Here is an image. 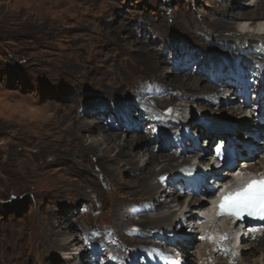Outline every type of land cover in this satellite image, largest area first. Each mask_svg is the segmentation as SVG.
<instances>
[{
  "label": "rangeland",
  "instance_id": "rangeland-1",
  "mask_svg": "<svg viewBox=\"0 0 264 264\" xmlns=\"http://www.w3.org/2000/svg\"><path fill=\"white\" fill-rule=\"evenodd\" d=\"M237 1L252 8L245 4L250 0ZM231 2L235 0H0V264L210 260L200 257L198 223L189 219L175 221L169 229L146 227L143 220L168 209L151 208L153 201L133 186V172L118 170L112 160L100 161L98 154H84L74 136L79 118L105 125L118 133L119 142L142 136L139 147L155 153L183 149L187 155L196 145L200 153L190 164L196 166L205 153L208 162L195 171L183 169V176L174 180L166 172L164 186L171 197L178 195L172 208L191 201L187 210L195 211L196 200L207 198L206 187L216 188L212 171L227 170L218 169L212 157L222 140L214 130L235 132L253 149L254 133L264 131L262 43L241 44L240 33L208 26L225 19ZM181 15L191 21V29L197 27L195 33L177 25ZM186 75L206 87L194 99L186 91ZM182 92L186 94L177 95ZM153 104H162L159 118L172 120L156 121L148 109ZM42 107L46 114L37 115ZM173 109L174 115H164ZM44 120L53 121L54 140L35 128ZM205 132L216 135L213 143ZM117 152L113 149L111 156ZM263 155L264 149L252 165ZM176 161L181 164L183 157ZM196 172L206 180L201 192L190 180ZM52 227L70 229L80 240L76 249L43 256L35 240ZM241 233L233 245H239ZM69 236L62 233L60 238ZM73 256L69 263L67 257Z\"/></svg>",
  "mask_w": 264,
  "mask_h": 264
},
{
  "label": "bare ground",
  "instance_id": "bare-ground-1",
  "mask_svg": "<svg viewBox=\"0 0 264 264\" xmlns=\"http://www.w3.org/2000/svg\"><path fill=\"white\" fill-rule=\"evenodd\" d=\"M231 3L232 4H229V6L227 7L225 11L227 18L225 17L224 20H219L218 22L213 21L208 24L211 31L217 30L221 32V30L223 29L230 30V31L233 30L235 32L240 33L239 38H240L241 44L242 42L243 44L247 42V45L249 44L251 47H253V46H257L258 42H261L263 47L261 48L260 52L264 51V33L256 32V30H254L251 33V30H250L251 28L257 29L260 27H264V0H250L248 2H245V4L252 6V8H247V9L240 7L239 2L238 1L236 2V0L235 2H231ZM230 18H233V19L235 18L236 22H232ZM190 24H191V21L188 20V17L186 15H183V16L181 15L180 19L177 20V25L181 27V30L188 32V33L191 31L192 33L193 32L195 33L197 30V27L195 26V27H192L191 29ZM192 24L197 25L196 23H192ZM241 25H248L247 29L249 30L245 29L242 31L240 27ZM159 28L160 26L158 25V29ZM205 33L207 35L211 34V32H205ZM250 33L252 35H250ZM242 38L246 39V41L242 40ZM232 39L233 38H230L229 40H227L223 38L221 40L223 42L224 41L228 42L230 40L232 41ZM186 76L188 78L187 80L192 82L191 84L190 82L187 81L188 90L186 91H188L187 92L188 94L191 93V97L194 99L197 97V93L202 92L206 87L199 85L198 80L192 77L191 75H186ZM261 90L262 89L260 88L259 92H261ZM185 94L186 93L182 92V93H178L177 95L184 96ZM181 105L182 104L177 103L178 107H180ZM161 106L162 104L161 105L153 104V105H150L148 109L150 112H152V114L156 118V121H160L163 119L172 120L170 117L166 119L165 118L161 119L158 117L159 116L158 112L160 111ZM175 109H173L171 113L165 112L164 115L165 116L174 115ZM242 109L240 108L241 111ZM35 113H37V115L44 116L46 114V109L45 108L39 109ZM68 115H72V114L70 113ZM77 121H78L77 131L74 137L78 139L79 145L83 147L82 150L84 154H87V155L98 154L100 161L105 162V160H109V161L112 160V162L118 165L117 167L118 170L120 171L129 170L133 172L135 174L136 179H135V182H132V184L135 187H139V192L142 193V198L146 197V198H149L150 201L151 200L153 201L150 207L154 208L155 210L168 209L167 210L168 212L164 211L165 213H162L155 217L149 216L147 217L146 220H143L142 223L145 224L146 227L152 226L156 228V230L157 228H166V229L168 228L169 229V228H172L173 222L175 221L184 222V220L186 221L190 219V222L197 223L200 219H202L203 222L206 220L204 212L207 209V206H204V205L206 204V202L208 204V199L210 197H213L212 194L214 192V188L209 189L206 187L205 185L206 180H204V178L201 176L202 174H197L199 171L196 172V175L194 173V175L192 176V178H190V180L194 182L192 184L194 185L195 188H197V192H201L203 190L202 187H206L204 195H206L207 198L201 197L198 200H196L197 208L195 209V211H192L191 209L187 210L188 207H191L194 204L191 201L189 204L187 203L186 207L185 206L178 207V205L176 206L174 205V208H172L171 206L177 202L178 195L176 194V196L171 197L170 193L168 192V190H166L164 186L166 185L165 184L166 183V178H165L166 172L170 173L171 180L180 178L183 176L182 175L183 169L187 168L189 170L192 167L193 170L195 171L203 164H206L208 162L207 153H205L203 157L199 158V161L196 162V166L195 165L192 166L193 164L191 165L190 161L195 160L200 153L196 145L193 146V151H191V153L187 155L184 154L183 149L173 150L171 154L155 153L153 152V149H149L148 146L139 147L141 146L139 145V143H142L145 140V138L142 136H138V137L136 136L132 139L127 138L124 142H119L118 133L110 132L107 129L108 127H106L105 125L95 124L91 122L90 124H88L87 119L84 121L83 120L79 121V118H77ZM52 124H53V121L44 120L43 122L39 123L35 128L43 131L41 135L43 138H46V140L47 139L54 140L53 138L54 127ZM171 129L172 131H175L174 127H172ZM214 131L217 132L218 136H222V142H220L221 144L224 143V141L227 139L228 146L234 150V152L230 156L224 157L223 165L221 168H226L227 169L225 170L226 172L220 173V172L214 171L213 169L210 170V171L213 170L211 173V177L212 179L216 180V186H218L220 183H222L223 181L227 179L226 176H229L231 172L234 169H236L237 163L242 164L244 161H248V162L251 161L250 163L253 164V161L250 158L252 157L256 158V156H258L264 149V147L260 145L261 142L264 141V131L262 132L260 130H257L256 133H254L253 135L254 141H255L253 143L254 149L247 146L246 144H244L246 146V148H244L243 143L240 141V138L236 137L235 132L220 131L218 129H215ZM205 134L208 136V142L213 143L216 135L214 136V134H212L211 132H205ZM98 136H101V139H97ZM258 139H259V142H256V140ZM115 148H118V152L115 154L114 157H112L111 152ZM145 155H147L148 158L144 161V164L142 166H139L137 164L139 159L141 160V157ZM178 157H183V162L181 164H179L176 161ZM212 157H215V151H214V156ZM260 160H261L260 163H257V165L256 164L253 165L252 168L256 170H261L264 167V155H263V158H260ZM231 161H233L234 163H231ZM120 163H122L123 167L120 166ZM10 164L12 165L13 162L11 161ZM161 177H164L165 179L161 181L160 179ZM153 178H156L158 182L156 183L153 182L154 181ZM212 179L208 180L207 182L213 181ZM118 182L120 184L124 183L123 181H118ZM164 198H168V199L164 200ZM138 201H141V200H138ZM116 202L118 201L116 200ZM167 222H168V225L166 224ZM242 226L243 225L240 223H237L236 225H232V223L228 222L224 225L223 224L220 225L219 222H215L213 227L208 230L207 235L204 234L206 229H201L200 231L197 230L201 234L202 240H203L199 245L200 257L202 258L204 255H206L205 259L206 258L210 259L209 261L207 260L206 264H228V262L229 264H264V230L262 231V228H259V227L258 228L253 227L255 231L252 232L249 228L247 227L242 228ZM239 227L242 228L243 232L241 233L242 234L241 241L239 245L236 246V245H233L232 243L233 241H235V239H238L237 234L241 232L239 230ZM198 228L199 227L197 226L196 229ZM71 232L72 231L70 229H68V231L62 230V229L59 231L58 230L56 231L53 227L42 230L38 234L39 237L35 240L37 248L39 249L38 251L41 252L43 256H45L46 253L49 254L51 252H55L56 250L76 249L75 246H77L80 240L78 239V237H73ZM62 233L67 234V235L70 234V236L65 239H62L60 238ZM248 241H251V242L247 243ZM185 242H188V241H185ZM227 248H230L229 252L227 251ZM217 254L221 256L220 257L218 256V258L216 259L217 263H214L212 261L213 256ZM74 258L75 256L67 257V261L69 263H72V261H74ZM224 260H227V261L223 263Z\"/></svg>",
  "mask_w": 264,
  "mask_h": 264
},
{
  "label": "snow or ice",
  "instance_id": "snow-or-ice-1",
  "mask_svg": "<svg viewBox=\"0 0 264 264\" xmlns=\"http://www.w3.org/2000/svg\"><path fill=\"white\" fill-rule=\"evenodd\" d=\"M241 30L247 29V25H241ZM264 33V27L258 29ZM217 156L221 155L220 147L216 149ZM253 163L255 158L252 157ZM242 165L237 163L236 168ZM246 166V165H245ZM235 171V169L233 170ZM237 177H242V173L236 172ZM161 181L165 178L161 177ZM240 186L232 191H225L218 202L219 212L217 215L228 214L237 218H242L244 214L252 216L257 212L264 218V178L259 180H240ZM219 191V189H216Z\"/></svg>",
  "mask_w": 264,
  "mask_h": 264
}]
</instances>
